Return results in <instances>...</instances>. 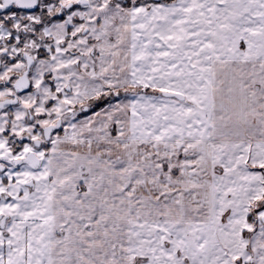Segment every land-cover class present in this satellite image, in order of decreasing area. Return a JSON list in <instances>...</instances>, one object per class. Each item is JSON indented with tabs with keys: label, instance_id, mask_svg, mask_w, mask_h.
I'll list each match as a JSON object with an SVG mask.
<instances>
[{
	"label": "snow or ice",
	"instance_id": "6c2138e0",
	"mask_svg": "<svg viewBox=\"0 0 264 264\" xmlns=\"http://www.w3.org/2000/svg\"><path fill=\"white\" fill-rule=\"evenodd\" d=\"M0 264H264V0H0Z\"/></svg>",
	"mask_w": 264,
	"mask_h": 264
}]
</instances>
